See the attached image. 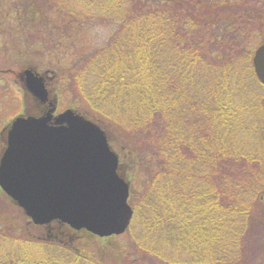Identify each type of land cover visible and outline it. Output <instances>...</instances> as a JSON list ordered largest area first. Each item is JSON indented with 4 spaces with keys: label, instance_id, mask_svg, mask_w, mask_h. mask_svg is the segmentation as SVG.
Returning a JSON list of instances; mask_svg holds the SVG:
<instances>
[{
    "label": "trees",
    "instance_id": "trees-1",
    "mask_svg": "<svg viewBox=\"0 0 264 264\" xmlns=\"http://www.w3.org/2000/svg\"><path fill=\"white\" fill-rule=\"evenodd\" d=\"M8 1L10 8L0 9V35L13 34L14 25L22 29L21 23L50 33L42 41L50 56L44 65L56 67L53 79L63 94H74L70 108L118 143V172L135 179L125 231L135 246L168 264L242 262L245 237L264 203V86L252 66L263 42L251 44L247 26L231 21L239 13L245 18V4ZM88 25H106L110 33L77 54L68 46L69 32ZM37 63L28 67L36 70ZM3 217L0 264H106L70 239L93 235L84 229L59 221L34 225L25 216L45 229L33 236L16 232Z\"/></svg>",
    "mask_w": 264,
    "mask_h": 264
},
{
    "label": "water",
    "instance_id": "water-1",
    "mask_svg": "<svg viewBox=\"0 0 264 264\" xmlns=\"http://www.w3.org/2000/svg\"><path fill=\"white\" fill-rule=\"evenodd\" d=\"M252 66L264 86V43L255 48ZM19 79L48 106L15 116L5 129L1 190L34 224L57 220L99 237L123 233L133 214L129 182L118 172V154L103 128L72 108L54 114L57 98L49 97L35 69L24 68Z\"/></svg>",
    "mask_w": 264,
    "mask_h": 264
},
{
    "label": "rangeland",
    "instance_id": "rangeland-1",
    "mask_svg": "<svg viewBox=\"0 0 264 264\" xmlns=\"http://www.w3.org/2000/svg\"><path fill=\"white\" fill-rule=\"evenodd\" d=\"M241 1H232V4L236 3V5H240L244 3L248 13L245 15V18L242 14H237L231 20L233 22L232 24L247 26L252 35L251 44L254 39L264 43V0H247V3ZM7 2L9 1L0 0L1 10L4 11L10 8L11 5L10 3L7 4ZM21 26L23 27L22 29L15 31L14 25L13 34L8 29L3 32V35H0V126L7 120L10 122L22 110L23 105L27 106L18 74L22 69L31 66L30 62H38V65H40L39 63L42 64L41 67L36 68V71L39 73L47 71L50 94L53 96L57 93L58 96V111L70 107L72 99L74 98L72 92H65L63 94L59 86L60 81L53 79V69L56 70V67L49 68L48 65H44L50 59V56L46 57L44 55L49 52V49L44 47L47 45H43L42 41L45 42L43 36L46 35L47 37L50 33L45 32L42 34L37 30L26 28L24 23H21ZM109 33L110 28L106 25L79 27L71 33L69 32L68 46L77 54L86 53L96 47V45L104 43ZM19 39H21V43ZM61 40L62 37H60L59 42ZM3 137L4 131L0 134V150L2 148L1 142ZM114 142H109L113 150L119 148L118 143ZM130 182L134 183L135 179H131ZM0 213L4 216L3 218L7 219L8 226L12 227L16 232L23 231L26 233L27 231L33 236L40 237L45 234V229L33 227L29 224L19 208L1 190ZM127 233L125 232L116 238L102 239V237L96 235L80 232L78 234H72L70 239L73 240L74 245H78L89 257L99 258L106 264H117L116 258L120 264H137V259H145L147 264H168L150 255L151 253L147 252L146 247V250L141 252L135 246L131 235ZM137 236L139 237V241L144 245L150 243V239L142 237L140 234H137ZM241 261L239 264H264V203L254 213V220L245 237Z\"/></svg>",
    "mask_w": 264,
    "mask_h": 264
},
{
    "label": "flooded vegetation",
    "instance_id": "flooded-vegetation-1",
    "mask_svg": "<svg viewBox=\"0 0 264 264\" xmlns=\"http://www.w3.org/2000/svg\"><path fill=\"white\" fill-rule=\"evenodd\" d=\"M46 86L48 88V80H46ZM23 90V94H24V99H26V102H27V106L26 105H23L22 106V110L20 112H18L16 115L18 114H38V113H41L45 110V108L48 106V101L44 102V103H40L39 101H37L36 99H34L28 92H26V90ZM49 90V88H48ZM54 97L57 95L54 94L53 95ZM49 97L51 98V94H50V90H49ZM58 112V97H57V107H56V110L54 113ZM8 120L4 123V124H1V128H0V134L1 132L4 130L5 131V128L7 127L8 125ZM2 146H3V140L1 142Z\"/></svg>",
    "mask_w": 264,
    "mask_h": 264
}]
</instances>
